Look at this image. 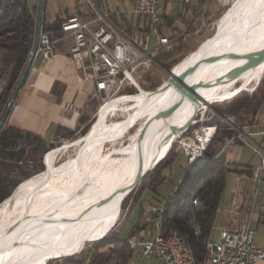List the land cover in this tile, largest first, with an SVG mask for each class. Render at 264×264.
<instances>
[{"label":"bare ground","instance_id":"6f19581e","mask_svg":"<svg viewBox=\"0 0 264 264\" xmlns=\"http://www.w3.org/2000/svg\"><path fill=\"white\" fill-rule=\"evenodd\" d=\"M228 3V11L217 21L214 39L172 69L175 75H179L199 62V67L188 76L187 83H205L197 88L203 102L183 95L172 85L167 90L162 86L153 91L141 88L136 94L118 96L101 106L94 127L97 139L86 156L81 154L56 166V154L70 144L57 148L51 153L48 165L46 155L44 171L0 203V264H47L50 259L77 253L90 234L107 228L116 220L128 189L146 170L166 157L174 142L184 133L181 130L193 124L200 110H206L215 100L236 95L262 78L264 63L234 79L229 75L248 58L227 55L216 61L208 60L232 52L246 56L264 48V0H229ZM239 80L242 84L233 89ZM178 102L181 104L172 114H159ZM138 107H142L138 118L149 111L153 117L144 135L129 145L133 153L119 157L105 155L103 147L108 131L114 127L107 120L109 114ZM122 124L116 123L115 126ZM214 131L213 127L197 130L196 137L202 145L194 139L186 145L197 152L211 142ZM87 136H83L82 142ZM199 204L197 199L195 205ZM159 229H162V220ZM215 230L216 226L210 233L206 254L200 263L180 231H173L190 263L205 264L215 252ZM199 233L200 227L197 226L196 234ZM129 245L132 249L131 241Z\"/></svg>","mask_w":264,"mask_h":264},{"label":"trees","instance_id":"16d2710c","mask_svg":"<svg viewBox=\"0 0 264 264\" xmlns=\"http://www.w3.org/2000/svg\"><path fill=\"white\" fill-rule=\"evenodd\" d=\"M4 1L0 16V79L7 76L8 82L0 92V120L4 116L10 97L28 64V59L34 49L39 24L35 15L36 6L30 7L28 0ZM94 1L101 10L107 11L104 1ZM89 14H91L89 4L84 8L78 6L75 14L59 17L54 22L49 23L46 22L44 11L43 30L48 32L53 40H56L63 34L61 24L66 18L75 15L86 17ZM195 29L196 27L190 28L192 31ZM191 42L192 40L180 41L173 50L160 52L156 56L157 61L164 68L170 69L171 63L179 61L177 57L182 56L185 51L190 49ZM242 91L239 92L240 95L238 93L233 97L230 102L233 107L228 112L221 111L223 115L235 118L234 126L220 125L217 135L205 148L204 156L200 159L201 162H189V167L183 173L172 196L163 197L162 200L154 197V200L150 201L154 207L164 208L162 233L168 236L173 230L178 229L186 243L191 246L199 263L205 257L207 242L215 227L219 209L226 198L225 190L231 174L240 172L230 169L218 156L219 146L226 140L237 138L238 131L236 129L243 130L246 125L253 122L264 101V77L252 95ZM91 125L92 121H89L81 129H65L64 131L60 128L58 134L66 138L76 137L78 133L85 135ZM51 147L52 145L42 136L13 127L6 122L0 130V203L33 176L44 171L43 156L48 151V165L53 150H50ZM179 154L180 152L173 153L170 150L154 169L155 176H162L161 180L157 183L151 181L152 183L150 182L149 185L145 186L143 191L146 188H152L156 197L160 195L157 186L167 179V176L163 174L164 169L170 167ZM16 170L18 176L13 178ZM127 197L128 195L125 199ZM194 197L199 199V205L193 204ZM142 212L141 220L148 225L147 216L146 219H143ZM197 226L200 227L199 234H196ZM140 231H144V229L138 224L132 228L126 238H116L115 235L106 236L95 243L91 254L86 259L68 258L70 256L61 258H66L67 264H81L83 262L88 264H128L134 253L130 248L128 239L132 234Z\"/></svg>","mask_w":264,"mask_h":264},{"label":"built area","instance_id":"2783aa9c","mask_svg":"<svg viewBox=\"0 0 264 264\" xmlns=\"http://www.w3.org/2000/svg\"><path fill=\"white\" fill-rule=\"evenodd\" d=\"M209 1L133 0L132 9L110 12L101 10L94 0H89L91 14L66 18L61 24L63 34L56 40L38 24L39 40L35 57L51 59L56 53V43L62 40L69 42L71 60L82 73V79L94 83L96 96L103 101V106L118 96L133 95L127 93L130 89L139 92L142 80L152 68L163 67L156 56L165 48L171 47L175 38L164 35L161 31L165 2H181L192 7V16L181 19L184 28L189 29L196 14L204 10ZM151 39L155 42L153 48L150 47ZM115 95L117 96L114 97ZM207 146L208 144L200 148L201 153L196 152V155L194 150L183 144L187 155L191 156V162H195L197 158L200 161ZM256 151L262 157V164L254 170L252 176L254 200L262 194L259 186L264 178V151ZM197 199L193 198L194 205ZM163 213V207L151 208L147 222L155 234L153 237H148L145 231L132 234L128 239L131 241L132 251H140L145 264H191L174 231L165 236L162 229H159ZM262 216L264 218V208ZM216 231L219 237L216 238L213 234L215 252L205 264H257L264 260V247L258 246L257 231L251 226L249 219H244L238 230L218 225Z\"/></svg>","mask_w":264,"mask_h":264},{"label":"crops","instance_id":"0c3cea01","mask_svg":"<svg viewBox=\"0 0 264 264\" xmlns=\"http://www.w3.org/2000/svg\"><path fill=\"white\" fill-rule=\"evenodd\" d=\"M131 5L133 8V0ZM163 7L161 31L164 35L179 39L175 44L195 38L196 29H185L181 22L182 17L192 16L191 6L165 2ZM73 14L70 11L66 13ZM55 51L51 59L35 57L7 119L9 125L36 133L49 143L64 138L58 134V129H81L91 121L93 107L98 100L94 83L82 79V73L70 58V43L59 41ZM256 149L264 151V101L253 122L238 131L237 138L226 140L219 146L218 156L230 169L240 172L231 174L227 188L230 183L235 187L232 191L226 188V198L216 221L217 226L238 230L243 220L249 219L257 231L258 246L264 247V178L259 186L262 194L255 200L252 198V176L262 164V157ZM153 234L147 235L153 237ZM128 264H145L141 252H134ZM257 264H264V260Z\"/></svg>","mask_w":264,"mask_h":264},{"label":"rangeland","instance_id":"374dc122","mask_svg":"<svg viewBox=\"0 0 264 264\" xmlns=\"http://www.w3.org/2000/svg\"><path fill=\"white\" fill-rule=\"evenodd\" d=\"M42 1L43 0H28L30 7L36 6L35 15L37 16L38 23L41 20ZM102 1H104L107 11H110V12H114L117 10H123V9H129V10L132 9L131 0H102ZM228 1L229 0H210L209 3L206 5L205 9L196 14L194 22L190 27V28L196 27L195 36H194L195 38H193L192 42L190 43V49L185 51V54H183L182 56L179 55L177 57V60L179 61L175 63H171L172 65L170 67V70L177 63L185 59L190 53L205 47L214 39L217 33V25H216L217 21L229 9ZM4 2H5L4 0H1L0 2V16L3 11ZM88 2L89 0H44V11H45V16H46V22H49V23L54 22L57 18L65 16L67 11L76 13L77 6L84 8L88 5ZM184 18L185 17H182L181 19H184ZM36 38H37V31H36ZM177 40L179 39L174 40L172 46L169 48H165L163 51L173 50L175 45H177L175 44ZM154 46H155L154 39H151L150 47L153 48ZM263 77H264V74L262 75V78ZM262 78L257 81H253L250 85H248L244 89L245 91H242V92L252 95L255 89L258 87ZM168 79H169V74L167 72V68L155 66L142 80L141 86L146 91H153V90H156V88L158 89L160 86H162L165 82L168 81ZM7 82H8L7 76L1 77L0 92L3 90ZM241 84H242V81L239 80L237 83H235L232 86V88L235 89L239 87ZM137 92L138 91L136 89H130L127 91V93L129 94H136ZM13 94L10 97V101L13 97ZM240 94L241 93H239L238 95ZM116 96L117 95H115L114 97ZM234 96L228 97L230 99L225 98V99L215 100L212 102L211 105L207 107L206 110L205 109L200 110L197 116L195 117L193 124L189 127V129L186 132L182 133L180 137L174 142L171 150L173 153L180 152V154L176 156L175 160L173 161L170 167H167L164 169L163 174L167 176V179L163 183L157 186V189L159 190V193H160L159 196L157 195L156 197V194L152 188H146L143 191L145 186L149 185L151 181L153 183H157L162 178L161 175L155 176V171H154L155 168H154L142 179V181L138 184V186L130 194H128V197L125 199L124 204L122 206V210L119 216L116 218V220L113 223H111L107 228L90 234L87 237L83 247L77 253L66 255V256H70L68 258L86 259L91 254L93 246L95 245L97 241L105 238L106 236L110 237L114 235H115L114 237L116 238H126L128 237L132 228L138 224L142 227V229L145 230L147 234L149 235H151L152 233L155 234V232H153L149 224L146 225L142 222L141 220L142 210H143L142 217L143 219L144 218L146 219V216H148L151 208L154 207L153 204H150V201H153L154 197L162 200L163 197L168 198L169 196H172L174 194L178 182L180 181L185 170L189 167V162H191L190 161L191 156L187 155V152L183 148V144L187 148H190L186 145V142H189L190 138H193L194 140H197V144H200V146L202 145V142L198 140L196 137L195 132L197 130L203 129L205 127H213L215 129L214 134L217 135L216 133L218 132V128L220 127V125L225 124L229 126H234L235 118L227 117L221 113V111L228 112L233 107V105H231L230 102L232 101ZM102 103L103 101L100 98L97 101H95V105L93 107L94 113L92 114V119H91L92 125L88 131L89 133L87 132L88 136L84 142H82L83 136L87 134L81 135L78 133L76 137L58 138L54 142L50 143L52 145L50 150L53 149L51 153H53L59 147L70 144L68 148L62 149L58 152V154H56V158H55L56 166H59L66 160L73 158V157H77L81 154L86 156L93 149V145H92L93 141L97 139V132L94 131V127L98 123L99 109L102 106ZM141 109L142 107H138L131 111L130 110H119V111H115L109 114V117L107 120L110 124H113L114 127L110 131H108V136L106 139L107 141L105 142L104 147H103V153L105 155L119 157V156L133 153L134 150H131L129 148V145L133 143L135 138H138L139 136L144 135L146 131L145 124L146 122H149V120H151V118L153 117L152 111H149L146 114H144L143 117L138 118L139 111ZM116 123H124V125L122 124V125L115 126ZM236 130L240 131L239 129H236ZM200 148H203V147H200ZM197 152L201 153V150L199 149ZM46 153L44 154V156L48 154ZM198 153H196V155ZM200 162L201 161H199V158H197V160L195 161V163H200ZM26 168L29 169V167H26ZM45 169L46 168L44 166V170ZM17 176H18V171L16 170V173L13 174V178ZM234 187H235L234 183H230L227 189L228 191H232ZM142 191L143 193L141 196ZM136 202L138 203L136 204ZM143 205H144V208H143ZM215 225L217 226L216 223ZM106 232L107 234H105ZM214 236L216 238L219 237L218 231L216 230L214 231ZM62 257H65V256H62ZM49 261H51L50 264H67L66 263L67 259L61 258V257L53 258V259H50ZM81 264H88V263L83 262Z\"/></svg>","mask_w":264,"mask_h":264},{"label":"water","instance_id":"95a60500","mask_svg":"<svg viewBox=\"0 0 264 264\" xmlns=\"http://www.w3.org/2000/svg\"><path fill=\"white\" fill-rule=\"evenodd\" d=\"M43 13H44V0L42 1V4H41V20L39 22V26L40 27L42 26V23H43V20H42L43 19ZM38 40H39V35L37 37L36 46H35V48H34V50L32 52V55H31V57H30V59L28 61V64H27L26 68H25V70H24V72L22 74V77L20 78V80H19V82L17 84V87H16V89L14 91L13 97H12L11 101L8 104V107H7V110H6L5 114H4V116L0 120V130L6 124L7 119L9 117V114H10V112L12 110L13 105H14V102H15L18 94H19V91H20L22 85L24 84V82H25V80H26V78L28 76V73L30 72V69H31L32 64L34 62V59H35V54H36V51H37ZM227 55H230L231 57H237V58H242V57L248 58V61L246 63H244L240 67H237L236 69H234L232 71V73L229 75L231 78H234V79L241 78V76H242L243 73L249 71L252 68H259L264 63V48L263 49H260V50H258L256 52H254V53H251L249 55H246V56L240 55L237 52H232V53H227V54L226 53L225 54L223 53L222 55H215V56L209 57L208 60L210 62L216 61V60H219V59L224 58ZM198 67H199V62H196L193 65L189 66L187 69H185L179 75H175L172 69L171 70L170 69H167V72L169 74V79H168L167 83H165V84L162 85L161 88L164 89V90H167L170 86L173 85L179 91H181V93L183 95H187L188 97H190V98L198 101L199 103H202L203 100L198 95L197 88L199 86L205 84V83H202L201 85H199V83H195V84H192V85H188V83H187L188 76L192 72H194ZM180 104L181 103L178 102V103L174 104L173 106H171L169 109L160 112L159 114L160 115H163V116L168 115V114H172L180 106ZM149 123L150 122H146L145 127H148L149 126ZM190 126H191V123L189 125H187L185 128H183L181 131L186 132L189 129ZM72 146H74V145H72ZM45 156L43 158V163H44V166L46 168ZM155 166L156 165H154L151 169L146 170L141 175V177L128 189L127 195L130 194L138 186V184L142 181V179L150 171H152L155 168ZM65 257H67V256H65Z\"/></svg>","mask_w":264,"mask_h":264}]
</instances>
